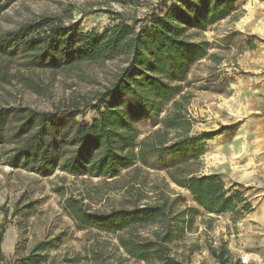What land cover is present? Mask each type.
<instances>
[{"label": "rangeland", "instance_id": "obj_1", "mask_svg": "<svg viewBox=\"0 0 264 264\" xmlns=\"http://www.w3.org/2000/svg\"><path fill=\"white\" fill-rule=\"evenodd\" d=\"M176 1L2 0L0 34L40 17L76 22L83 32H103L122 19L136 31ZM186 35L208 44V55L194 63L180 83L192 119L189 134L210 135L201 141L202 151L191 160V169L195 174L217 175L227 196L238 194L241 201L235 210L207 213L164 170L141 164L122 169L115 177L74 175L59 167L42 176L32 169L13 168L0 157V224H4L0 248L6 258L25 255L36 243L50 241L54 246L45 250L46 259L39 264H146L118 247L121 233L77 226L64 210V199H80L89 212H108L164 197L167 204L176 199L174 214L183 213L181 232L168 244L176 262L218 264L210 247L222 246L226 264L242 255L248 264H264V0H236L228 17L204 30L188 29ZM4 58L0 54L10 78L0 83V107L50 110L54 104L71 102L79 109L75 118L86 122L96 117L90 108L95 97L125 65L123 58H116L82 61L64 69H28L16 56ZM167 107L135 124L137 142L159 126ZM244 203L248 211L242 210ZM152 229L144 227L139 233L150 237Z\"/></svg>", "mask_w": 264, "mask_h": 264}, {"label": "trees", "instance_id": "obj_2", "mask_svg": "<svg viewBox=\"0 0 264 264\" xmlns=\"http://www.w3.org/2000/svg\"><path fill=\"white\" fill-rule=\"evenodd\" d=\"M176 2L162 15L151 17L149 26L136 31L122 19L103 32H83L76 22L63 24L58 17H40L0 34V54L16 56L28 69L125 60L112 84L95 97L90 108L96 117L89 122L75 118L79 109L71 102L54 104L50 110L1 106L0 157L4 162L42 176L59 167L74 175L96 177H115L120 170L141 164L164 170L205 212H233L241 201L238 194L227 196L217 175L195 174L191 169V160L202 151L201 141L210 135L189 134L192 119L180 83L191 66L208 55L207 42L188 39L186 31L204 30L228 17L235 10L236 0ZM9 78L6 65L0 64V83L9 82ZM167 105L159 126L137 142L135 124L159 115ZM175 201L167 204L168 199L162 197L131 209L89 212L80 199L70 196L64 199L63 207L80 228L121 233L117 235L118 247L131 259L146 264H180L168 253V244L181 232L184 222L182 211H172ZM248 209L244 203L242 210ZM148 226L154 227L150 237H142L139 229ZM3 233L1 223L0 244ZM53 246L50 241H40L27 254L11 258H6L0 248V264H39L46 259L45 250ZM222 248L210 247L218 264L227 262Z\"/></svg>", "mask_w": 264, "mask_h": 264}, {"label": "built area", "instance_id": "obj_3", "mask_svg": "<svg viewBox=\"0 0 264 264\" xmlns=\"http://www.w3.org/2000/svg\"><path fill=\"white\" fill-rule=\"evenodd\" d=\"M248 261H249V259L246 255H242L239 257L240 264H248Z\"/></svg>", "mask_w": 264, "mask_h": 264}]
</instances>
